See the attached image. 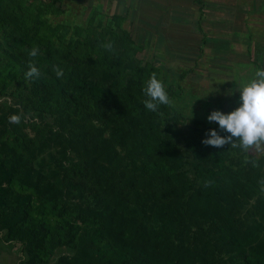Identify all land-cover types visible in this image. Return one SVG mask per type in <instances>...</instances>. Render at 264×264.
Here are the masks:
<instances>
[{
    "label": "trees",
    "instance_id": "obj_1",
    "mask_svg": "<svg viewBox=\"0 0 264 264\" xmlns=\"http://www.w3.org/2000/svg\"><path fill=\"white\" fill-rule=\"evenodd\" d=\"M58 1L0 0L4 241L32 262L50 233L27 225L36 197L102 224L52 264H264V172L248 148L215 126L187 132L142 83L159 71L136 58L122 17L54 23Z\"/></svg>",
    "mask_w": 264,
    "mask_h": 264
},
{
    "label": "rangeland",
    "instance_id": "obj_2",
    "mask_svg": "<svg viewBox=\"0 0 264 264\" xmlns=\"http://www.w3.org/2000/svg\"><path fill=\"white\" fill-rule=\"evenodd\" d=\"M89 16L90 12L69 5L64 14L54 15L51 20L83 26ZM123 25L138 48L136 58L141 64L150 63L159 71L157 77L145 75L142 83L155 84L157 96L168 97L169 105L187 132L207 134L208 129L215 126L237 140L239 146H246L257 163L256 169L264 172V91L252 85L256 78L245 66L248 60L236 58L235 52L230 54L224 46L215 51L211 43H200L196 30L191 28L186 32L187 42H181L179 38L183 37H179V32L173 35L174 30L167 37L169 42H164L163 37L149 33L154 28L141 27L139 30L134 27L132 18ZM1 77L0 102L2 93L9 91L8 79L4 75ZM100 122L105 124V121ZM22 131L32 139L40 129L30 125ZM13 139L10 134L5 142ZM98 162H103L101 157ZM18 185L16 183L14 188L21 190ZM259 188L264 192V182ZM73 207L68 205L63 211L61 207L32 197L27 225L42 223L50 233L34 247L36 256L30 263L22 254V244L4 241L0 233V264H52L58 257L70 255L79 228H100L102 225L98 220L78 215Z\"/></svg>",
    "mask_w": 264,
    "mask_h": 264
},
{
    "label": "crops",
    "instance_id": "obj_3",
    "mask_svg": "<svg viewBox=\"0 0 264 264\" xmlns=\"http://www.w3.org/2000/svg\"><path fill=\"white\" fill-rule=\"evenodd\" d=\"M57 5L75 6L89 17L120 16L123 24L132 18L134 27L154 28L149 33L164 42L172 30L187 42L186 32L194 29L200 43H211L215 51L224 46L248 60L245 66L256 78L252 85L264 91V0H59Z\"/></svg>",
    "mask_w": 264,
    "mask_h": 264
}]
</instances>
